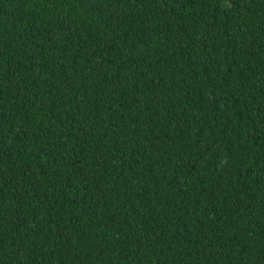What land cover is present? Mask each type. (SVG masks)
Listing matches in <instances>:
<instances>
[{
    "label": "trees",
    "instance_id": "16d2710c",
    "mask_svg": "<svg viewBox=\"0 0 264 264\" xmlns=\"http://www.w3.org/2000/svg\"><path fill=\"white\" fill-rule=\"evenodd\" d=\"M0 264H264V0H0Z\"/></svg>",
    "mask_w": 264,
    "mask_h": 264
}]
</instances>
